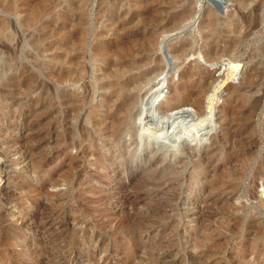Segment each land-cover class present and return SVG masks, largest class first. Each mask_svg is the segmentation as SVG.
Here are the masks:
<instances>
[{"label": "rangeland", "instance_id": "374dc122", "mask_svg": "<svg viewBox=\"0 0 264 264\" xmlns=\"http://www.w3.org/2000/svg\"><path fill=\"white\" fill-rule=\"evenodd\" d=\"M263 191L264 0H0V264H264Z\"/></svg>", "mask_w": 264, "mask_h": 264}, {"label": "water", "instance_id": "95a60500", "mask_svg": "<svg viewBox=\"0 0 264 264\" xmlns=\"http://www.w3.org/2000/svg\"><path fill=\"white\" fill-rule=\"evenodd\" d=\"M216 8L222 12V8H223V7H222L220 4H217V5H216Z\"/></svg>", "mask_w": 264, "mask_h": 264}, {"label": "bare ground", "instance_id": "6f19581e", "mask_svg": "<svg viewBox=\"0 0 264 264\" xmlns=\"http://www.w3.org/2000/svg\"><path fill=\"white\" fill-rule=\"evenodd\" d=\"M146 49V48H145ZM190 104V103H189ZM128 105V104H127ZM124 109V108H123ZM128 114V113H127ZM189 114V113H188ZM177 116V115H176ZM120 126V125H119Z\"/></svg>", "mask_w": 264, "mask_h": 264}, {"label": "built area", "instance_id": "2783aa9c", "mask_svg": "<svg viewBox=\"0 0 264 264\" xmlns=\"http://www.w3.org/2000/svg\"><path fill=\"white\" fill-rule=\"evenodd\" d=\"M263 199H264V191H263Z\"/></svg>", "mask_w": 264, "mask_h": 264}]
</instances>
